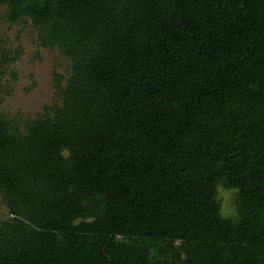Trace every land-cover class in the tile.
I'll return each mask as SVG.
<instances>
[{
	"label": "trees",
	"instance_id": "trees-1",
	"mask_svg": "<svg viewBox=\"0 0 264 264\" xmlns=\"http://www.w3.org/2000/svg\"><path fill=\"white\" fill-rule=\"evenodd\" d=\"M2 6L71 69L0 114V264H264V0Z\"/></svg>",
	"mask_w": 264,
	"mask_h": 264
},
{
	"label": "rangeland",
	"instance_id": "rangeland-1",
	"mask_svg": "<svg viewBox=\"0 0 264 264\" xmlns=\"http://www.w3.org/2000/svg\"><path fill=\"white\" fill-rule=\"evenodd\" d=\"M0 7V61L7 55L9 61L0 67V114L10 117H35L51 105L56 97L53 72L67 75L71 62L60 51L47 49L39 44V34L29 22L13 24ZM235 190L223 185L218 187L222 214H236ZM8 210L0 199V222Z\"/></svg>",
	"mask_w": 264,
	"mask_h": 264
}]
</instances>
